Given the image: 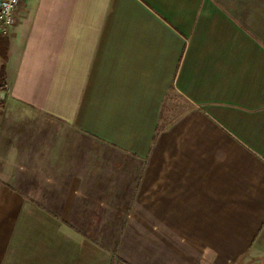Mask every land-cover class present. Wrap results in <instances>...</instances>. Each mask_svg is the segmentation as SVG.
<instances>
[{
  "label": "crops",
  "instance_id": "1",
  "mask_svg": "<svg viewBox=\"0 0 264 264\" xmlns=\"http://www.w3.org/2000/svg\"><path fill=\"white\" fill-rule=\"evenodd\" d=\"M18 18L0 264H264V0H24Z\"/></svg>",
  "mask_w": 264,
  "mask_h": 264
},
{
  "label": "built area",
  "instance_id": "2",
  "mask_svg": "<svg viewBox=\"0 0 264 264\" xmlns=\"http://www.w3.org/2000/svg\"><path fill=\"white\" fill-rule=\"evenodd\" d=\"M24 0H0V37H8L18 23Z\"/></svg>",
  "mask_w": 264,
  "mask_h": 264
},
{
  "label": "rangeland",
  "instance_id": "3",
  "mask_svg": "<svg viewBox=\"0 0 264 264\" xmlns=\"http://www.w3.org/2000/svg\"><path fill=\"white\" fill-rule=\"evenodd\" d=\"M256 260L264 261V232L259 237L257 243L254 245L253 255Z\"/></svg>",
  "mask_w": 264,
  "mask_h": 264
},
{
  "label": "trees",
  "instance_id": "4",
  "mask_svg": "<svg viewBox=\"0 0 264 264\" xmlns=\"http://www.w3.org/2000/svg\"><path fill=\"white\" fill-rule=\"evenodd\" d=\"M0 76L2 77V71L0 73ZM4 103H5V97H4L3 91L0 90V117H1L2 109L4 107ZM160 131H161V129L158 130V132H160Z\"/></svg>",
  "mask_w": 264,
  "mask_h": 264
}]
</instances>
